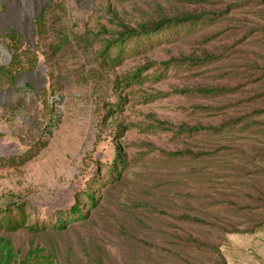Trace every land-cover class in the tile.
Wrapping results in <instances>:
<instances>
[{"label":"rangeland","instance_id":"obj_1","mask_svg":"<svg viewBox=\"0 0 264 264\" xmlns=\"http://www.w3.org/2000/svg\"><path fill=\"white\" fill-rule=\"evenodd\" d=\"M202 13L222 15L131 43L120 66L102 54L124 28ZM11 30L25 70L0 78V210L26 204L49 227L9 234L16 248L58 264H264V225L245 233L264 222V0H0V67ZM186 59L203 61L173 62ZM76 205L88 219L55 230Z\"/></svg>","mask_w":264,"mask_h":264},{"label":"trees","instance_id":"obj_2","mask_svg":"<svg viewBox=\"0 0 264 264\" xmlns=\"http://www.w3.org/2000/svg\"><path fill=\"white\" fill-rule=\"evenodd\" d=\"M44 13V12H43ZM222 14L218 13H202L192 15H181L171 19H161L149 26H143L140 29H127L124 28L118 37L110 42H107L102 50V54L106 59L107 63H111L113 66H120L131 48V43L134 44V48L139 49L147 45L159 35L167 32L177 34L180 29L194 28L198 26H210L220 19ZM43 16V14H42ZM183 28V29H182ZM166 39L167 35L165 36ZM6 38L9 40V48L13 55V60L9 67H0V78H6L9 81L15 79V73L25 70V67L20 63L19 58L24 53L22 50L21 38L17 31L11 30ZM214 58H205V60H213ZM201 61L193 60H173L175 63H200ZM144 69H139L137 72L131 74L123 80L126 86L133 85L134 83L142 84L143 78L141 74ZM197 93L215 94L213 90H197ZM218 92V91H216ZM227 92L221 90L218 93ZM175 93L186 94L187 91H176ZM211 129V128H210ZM206 130L204 127L191 128L189 131L201 132ZM211 131V130H210ZM175 155H181L176 153ZM202 155H197V158ZM94 192V191H92ZM88 201L94 206V196L90 191L84 195ZM87 214L83 212L79 205L74 206L68 215L64 217L59 216L54 229L58 231H64L67 226L71 223L78 221H86ZM263 224H259L252 229L245 231V233H255L257 229H260ZM48 224H41L38 220L32 222L31 214L27 212L26 204H14L11 207H7L0 210V264H58L52 253L46 254L45 250L36 246L29 248L27 254H23L20 248H16L13 240L9 237V234L16 233L18 231L25 230L31 234H39L46 232Z\"/></svg>","mask_w":264,"mask_h":264}]
</instances>
